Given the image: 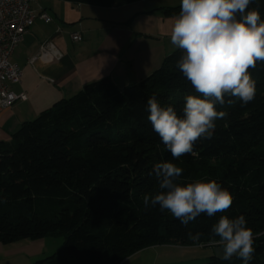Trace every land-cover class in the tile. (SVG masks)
Here are the masks:
<instances>
[{
  "label": "trees",
  "instance_id": "16d2710c",
  "mask_svg": "<svg viewBox=\"0 0 264 264\" xmlns=\"http://www.w3.org/2000/svg\"><path fill=\"white\" fill-rule=\"evenodd\" d=\"M65 1L122 7L142 0ZM249 7L264 20V0ZM164 11L178 15L180 5ZM182 54L176 49L150 75L122 89L111 78L88 83L0 142V242L63 234L64 246L33 264H121L147 246L218 239L211 228L222 215H243L254 233L264 232V63L249 70L255 99L217 104L227 116L215 121L212 138L198 140L195 155L174 159L146 109L154 95L182 116L184 97L200 95L176 66ZM161 162L183 169L181 184L217 181L232 194L231 207L211 218L202 214L187 227L158 206L145 208L143 197L159 191L153 170ZM197 232L200 240L193 241L189 233ZM254 248L249 264H264V236ZM206 264L243 261L214 254Z\"/></svg>",
  "mask_w": 264,
  "mask_h": 264
},
{
  "label": "clouds",
  "instance_id": "9594fccd",
  "mask_svg": "<svg viewBox=\"0 0 264 264\" xmlns=\"http://www.w3.org/2000/svg\"><path fill=\"white\" fill-rule=\"evenodd\" d=\"M257 0H180L174 19L171 44L182 50L177 68L196 93L184 97L183 115L173 106H161L153 95L147 99L148 120L154 132L174 159L195 155L194 145L201 138L211 139L215 121L227 116L216 105H242L256 97V81L250 69L264 63V20L258 9H250ZM226 98L227 101H226ZM158 181L155 194L143 197L145 208L158 206L185 227L202 214L209 218L226 212L233 203L232 194L215 180L178 182L183 169L172 162L154 166ZM212 246L222 249L225 260L239 258L249 264L255 252L254 241L264 232L254 233L243 215L220 216L212 225ZM201 233H189L199 241Z\"/></svg>",
  "mask_w": 264,
  "mask_h": 264
},
{
  "label": "crops",
  "instance_id": "0c3cea01",
  "mask_svg": "<svg viewBox=\"0 0 264 264\" xmlns=\"http://www.w3.org/2000/svg\"><path fill=\"white\" fill-rule=\"evenodd\" d=\"M148 1L154 0L100 7L33 0L32 7L45 10L53 20L37 18L11 55L23 70L21 82L11 90L28 98L0 111V142L10 141L23 122L88 83L111 78L122 89L155 71L178 49L170 41L177 15L165 13L169 5L150 7ZM74 31L81 32V41L71 38ZM49 250L45 238L0 242V264H33L49 256Z\"/></svg>",
  "mask_w": 264,
  "mask_h": 264
},
{
  "label": "built area",
  "instance_id": "2783aa9c",
  "mask_svg": "<svg viewBox=\"0 0 264 264\" xmlns=\"http://www.w3.org/2000/svg\"><path fill=\"white\" fill-rule=\"evenodd\" d=\"M33 0H0V111L11 108L18 100H27L25 92L16 93L11 85L21 82L23 70L11 60L14 49L24 40L37 18L51 22L45 10L32 7ZM59 31H62L59 28ZM74 41H81L79 31L71 33Z\"/></svg>",
  "mask_w": 264,
  "mask_h": 264
},
{
  "label": "rangeland",
  "instance_id": "374dc122",
  "mask_svg": "<svg viewBox=\"0 0 264 264\" xmlns=\"http://www.w3.org/2000/svg\"><path fill=\"white\" fill-rule=\"evenodd\" d=\"M148 5L150 7L157 5L175 7L180 5V0H154L148 1ZM123 10L121 12H125L127 9ZM64 239L63 234H50L45 237L48 249H50L48 253H54L63 247ZM215 247L217 246H212L210 242L197 245L165 242L135 251L122 264H206L215 254Z\"/></svg>",
  "mask_w": 264,
  "mask_h": 264
},
{
  "label": "water",
  "instance_id": "95a60500",
  "mask_svg": "<svg viewBox=\"0 0 264 264\" xmlns=\"http://www.w3.org/2000/svg\"><path fill=\"white\" fill-rule=\"evenodd\" d=\"M215 255L220 259V260H225L223 258V252L222 249L220 247H215ZM234 258V257H233Z\"/></svg>",
  "mask_w": 264,
  "mask_h": 264
}]
</instances>
